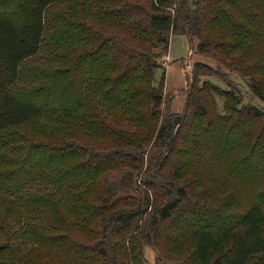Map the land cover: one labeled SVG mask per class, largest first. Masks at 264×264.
<instances>
[{
    "label": "trees",
    "instance_id": "obj_1",
    "mask_svg": "<svg viewBox=\"0 0 264 264\" xmlns=\"http://www.w3.org/2000/svg\"><path fill=\"white\" fill-rule=\"evenodd\" d=\"M63 1L20 0L19 19L0 8V134L48 110L57 109L51 118L60 123L40 129L48 142L30 140L27 158L16 157L21 145L6 156L0 149V264H144L146 245L158 253L155 264H264V182L235 215L226 203L211 209L192 199L195 176L205 180L203 164L197 159L199 172L189 176V159L178 162L201 147L197 133L227 139L256 123L263 130L264 108L242 102L232 73L264 102V0H196L193 8L188 0H97L95 12L82 10L96 16L79 34L85 49L74 45L76 24L68 28L59 15L60 36L72 40L66 52L79 53L51 68L39 64L31 69L36 85L13 91L22 64L43 50L47 10ZM172 34L196 38V52L215 61L194 62L181 112L170 101L162 107L170 99L165 72L154 84ZM205 75L225 79L228 89L208 79L198 87ZM214 96L225 100L226 114L216 111ZM71 118L75 131L63 126ZM161 146L169 155L159 154ZM259 146L256 139L245 147ZM146 154L152 182L137 202L127 191ZM121 165L129 168L105 181ZM243 165L236 157L232 167ZM198 211L211 217L198 222ZM185 252L188 259L178 261Z\"/></svg>",
    "mask_w": 264,
    "mask_h": 264
},
{
    "label": "rangeland",
    "instance_id": "obj_2",
    "mask_svg": "<svg viewBox=\"0 0 264 264\" xmlns=\"http://www.w3.org/2000/svg\"><path fill=\"white\" fill-rule=\"evenodd\" d=\"M19 1L20 0H13V3L11 4L10 0H0V8H4L7 12L12 13L14 18L19 19V13L17 12ZM195 2L196 0H188V4L192 8L195 6ZM98 5L97 0H66L49 7L46 13V30L44 34L43 50H40L39 54L26 60L22 64L21 77L14 85L13 91L20 92L25 88L36 85L34 82H36L38 78L37 75L31 71V69L35 68L39 64L47 63V67L51 68V65L54 66L59 63L57 60L58 57L64 60L65 56L71 58L79 53L78 49L73 52H66L67 47L70 46V42L72 40L65 43L62 35L60 36L59 31L65 28L66 25L63 22L60 23V20L58 21L59 15L64 17V22H66L68 28L71 23L76 24L75 26H71L72 32H75V35L80 39L78 38L74 45L76 48H81L80 51L85 49L84 46L82 47V44L84 45V41H82L81 35L79 34L84 28V22L89 23L93 21L96 16L94 13L90 14L89 12L87 13L84 11L83 17L82 10L90 8L93 12H95ZM84 35L85 33L83 36ZM196 47V38L191 40L185 34L171 35L168 53L165 57L160 59L161 66L156 68L154 80V84L158 85L162 73L165 72L164 91L166 98L170 99L162 105V107L164 106V110H166V104L170 101V109L172 112L183 111L186 101V93L184 91L191 82L192 66L194 62L201 61L215 66L213 58L196 52ZM68 66V63L65 62L63 67L66 68ZM232 78L237 82V86L239 88L238 95L243 103H252L264 108V102L259 97L255 96L249 86L247 78L241 77L236 73H232ZM205 79H208L223 89H228V86L224 81L225 79L223 80L221 77L216 75L202 76L198 87L202 86ZM26 83L34 84L28 85ZM73 88H75L74 85ZM212 100L216 111H220L219 113L222 112L221 114H226L224 107L225 100L219 96H214V98L212 97ZM58 113L57 109L48 110L45 116L33 119L22 126L7 129L3 132V135L0 134V140L3 141V143H0V145H3L0 149L3 148L6 150V156L10 154L14 148H17L18 145H21L23 148L18 147L21 151L16 157H22L25 154L23 157L27 158V149L29 147H33L29 145L30 140L35 139L37 141H41L34 147L45 146L48 142L41 139V136H38L40 129L52 126L53 124L60 126V123H55L51 118ZM225 122L228 126L232 124V120L228 123L227 121ZM73 123L74 121L71 118V120L66 119L64 125H62L64 127H68L69 130L75 131L76 129L74 128ZM228 135L229 137L225 139L223 137L224 135L220 138L197 133L193 143L201 147L194 149L193 157H181L178 162L186 166L188 165L187 159H189L191 165L190 169L187 170L189 176L196 175L199 172L197 159H199V161L203 164L204 170L202 171V175L205 180H202L199 174L195 176L193 179V185L197 189L198 193L195 196H192V199L211 209L217 208L226 203L227 207H230V210H232L231 213L236 215L240 212L237 211V209H241L243 207L245 208V206L248 205L250 190L252 188L257 190L258 186H262L259 184L264 182V128L263 130L257 129L256 123L246 132L230 130L228 131ZM20 139L22 140L20 141ZM256 139L260 143L258 148L253 147L252 149H249L248 147H245L252 145ZM225 144L226 146L222 150V146ZM234 144L235 147H229ZM241 146L244 147L236 153V149ZM8 149H10V152L7 151ZM151 154L153 156L156 155L153 151H151ZM159 154L167 156L169 155V152L165 147L161 146ZM236 157H244L246 165L239 167V169L232 167V164L235 165ZM144 158L145 161L141 169H131L133 170L132 187H130L127 191V194L130 195V199H135L137 202L142 197L144 190L150 185V182H152L148 171L154 167V163L151 162L147 154ZM81 159L82 157H76L74 159L75 161H72L71 163L76 164V162ZM64 165L61 166L60 169H62ZM159 165L155 168H158ZM124 167L129 168L126 165L119 166L116 171L105 177V181L109 178L108 182L110 184V182H113L117 177H121L122 169ZM103 183L106 184V182ZM186 208H188L187 202L183 208L180 209L182 216L184 215V210ZM146 209L147 212L151 211L150 206ZM147 212L143 214L142 219L145 218ZM209 213L210 212L205 213L198 211L196 220L199 222L203 219H209L211 217ZM166 228H168L169 231L177 230V227L171 223H166ZM141 250L143 252V255L141 256L145 261L144 264L158 263L156 261L158 253L153 246L146 245L143 249L141 248ZM182 259H188L187 252L182 254L178 261H182ZM174 261L175 260L171 259L167 262L168 264H180V262ZM136 264L139 263L137 262Z\"/></svg>",
    "mask_w": 264,
    "mask_h": 264
}]
</instances>
